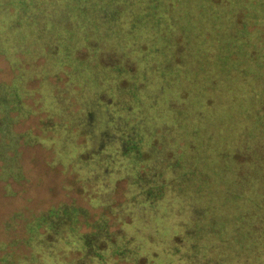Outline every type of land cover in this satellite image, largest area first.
I'll use <instances>...</instances> for the list:
<instances>
[{"label":"trees","instance_id":"obj_1","mask_svg":"<svg viewBox=\"0 0 264 264\" xmlns=\"http://www.w3.org/2000/svg\"><path fill=\"white\" fill-rule=\"evenodd\" d=\"M0 52L17 70L0 84V154L20 146L8 111L28 115L21 99L39 93L46 164L104 208L86 232L65 203L15 223L7 243L37 252L13 264H264V0H0ZM93 67L105 80L78 90ZM7 158L0 176L15 179ZM105 210L129 229L110 230Z\"/></svg>","mask_w":264,"mask_h":264},{"label":"rangeland","instance_id":"obj_2","mask_svg":"<svg viewBox=\"0 0 264 264\" xmlns=\"http://www.w3.org/2000/svg\"><path fill=\"white\" fill-rule=\"evenodd\" d=\"M43 62L44 57H39L35 61V64L39 66ZM66 68V65H63V68L56 72V74L49 75V81L58 85V88L64 87V83L68 79V75L65 72ZM16 72L17 70L11 68L5 55L0 52V84H12V79ZM105 73L104 71L103 73L100 72L96 67L91 69L88 68L86 76L77 80L78 85L76 86L78 90H84V86L87 91L90 89L97 90L99 85L105 80L103 78ZM39 81L37 75L32 74V77L26 81L25 87L27 89H35L39 85ZM70 83H74V81L70 79ZM42 86L47 87L45 83L42 84ZM39 97L40 94L36 92L21 99L25 108L32 110L28 115H20L21 109L17 107L10 108L8 111V118L10 122H12L10 127L11 131L18 136L17 143L20 146H18V154L16 155L9 149L4 151L5 156L0 154V173H3L2 165L4 160H8L7 157L12 156L11 162L18 166L19 176L15 179L11 177L3 179V177L0 176V264H13L19 256L29 257L30 253L33 254L34 251L37 252V248L34 246L32 248V246L25 245L24 243L14 246L7 243L9 239L14 237L13 231H11L10 228L15 226V223L19 226L22 225L24 218L31 221L38 212L45 210L48 206L65 203L77 209L80 230L86 232L90 230L91 224L99 217L100 212L104 210L102 206L96 208L87 204L83 199L84 189L76 179L71 176H65L60 168L58 169L55 166L49 167L46 164L47 150L45 149L46 147L44 148L42 145L39 137L43 135L42 127L46 124L47 112L43 108V104L38 101ZM71 97V102L73 104V106L70 104L71 109L75 110L77 105L74 106L73 95H71ZM93 100L97 101L96 99H89V101ZM95 101L92 103L94 106L93 114L100 112ZM102 101L107 103L110 100L108 101L106 97H103ZM15 106H17V104ZM52 120L57 121L58 116L53 115ZM121 126L124 128L123 123H121ZM109 131L112 137H114L113 134H122V132H113L114 130L110 127ZM127 134H129V130ZM127 134L123 133L122 137H126ZM32 136H36L38 141L31 143ZM5 141L7 142L8 140L6 139ZM6 142L4 143L7 145ZM191 163V167L197 166V168H200L199 166H201V164L196 161H192ZM57 166L59 167V165ZM194 172L199 175L200 179L203 178L201 170L194 169ZM185 178H189V176L186 175ZM125 188V178H120L115 181L114 187L109 193L110 205L115 208L121 205L125 198ZM105 212L108 217L110 230L121 231L122 227L129 229V227L126 226V223L128 224L131 221L129 215H124V219H120L117 215L118 213H111L109 210H105ZM158 217L159 215H156L153 219ZM4 224L9 225L8 227H4ZM159 229H165V226H160ZM173 230L175 233L176 227ZM57 252L62 254L63 249L60 247ZM4 254H7L9 259L8 261L2 262L1 258ZM63 256L64 259L69 258L68 254H64ZM45 263H47V261H45ZM145 264H150L149 260L145 261ZM206 264L212 263L208 262Z\"/></svg>","mask_w":264,"mask_h":264}]
</instances>
